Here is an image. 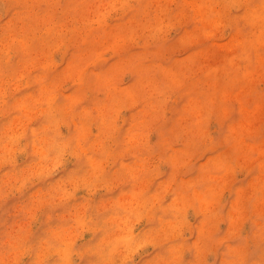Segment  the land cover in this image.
Wrapping results in <instances>:
<instances>
[{
    "label": "clouds",
    "instance_id": "1",
    "mask_svg": "<svg viewBox=\"0 0 264 264\" xmlns=\"http://www.w3.org/2000/svg\"><path fill=\"white\" fill-rule=\"evenodd\" d=\"M0 264H264V0H0Z\"/></svg>",
    "mask_w": 264,
    "mask_h": 264
},
{
    "label": "rangeland",
    "instance_id": "2",
    "mask_svg": "<svg viewBox=\"0 0 264 264\" xmlns=\"http://www.w3.org/2000/svg\"><path fill=\"white\" fill-rule=\"evenodd\" d=\"M204 161L202 160L201 163H203Z\"/></svg>",
    "mask_w": 264,
    "mask_h": 264
}]
</instances>
